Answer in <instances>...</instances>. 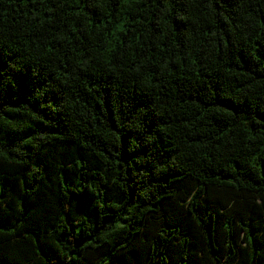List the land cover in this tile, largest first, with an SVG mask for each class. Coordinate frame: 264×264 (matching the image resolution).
<instances>
[{"label":"trees","instance_id":"1","mask_svg":"<svg viewBox=\"0 0 264 264\" xmlns=\"http://www.w3.org/2000/svg\"><path fill=\"white\" fill-rule=\"evenodd\" d=\"M0 264H264V0H0Z\"/></svg>","mask_w":264,"mask_h":264}]
</instances>
